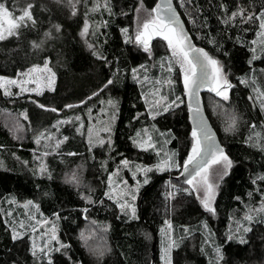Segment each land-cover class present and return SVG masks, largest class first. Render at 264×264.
Here are the masks:
<instances>
[{
  "label": "trees",
  "instance_id": "1",
  "mask_svg": "<svg viewBox=\"0 0 264 264\" xmlns=\"http://www.w3.org/2000/svg\"><path fill=\"white\" fill-rule=\"evenodd\" d=\"M10 1L12 0H0L6 3ZM87 1L78 0L77 10L73 14L55 0H31L36 25L21 28L18 36H8L0 41V75L15 76L18 71L33 64H41L47 58L56 74L54 88L45 90L40 95H24L10 100H5L0 91V112L4 109L13 112L25 110L31 126H46L55 117L80 110L108 93L117 103L112 133L113 146L111 150L93 147L95 155L89 159V152L85 151L81 137L66 141L64 150L73 149L75 156H64L63 161L66 164L74 158L83 161L96 184L92 194L94 203H86L79 194L81 191L61 178L62 163L54 164L57 156H52L49 174L39 175L23 167L20 161L30 158L31 140L18 143L0 121V152L6 153L8 163L7 166L0 167V264H39L29 251L30 241L27 235L16 241L11 238V230L1 210L10 197L16 201H34L45 216L54 217L53 213L58 214L59 240L70 245V248L50 254L55 264H72V261H79L80 264H155L161 238L159 229L165 220L170 223L171 238L178 245L171 249L172 264H264V220L255 218L250 223V231L244 234L243 243L237 238L227 239L230 230L235 228V223L243 218L250 207L261 201V194L264 193V182H252L257 175L264 174V151L251 141L245 143L248 131L252 129L250 125H257L261 116L259 109L251 101L249 86L241 84L238 79L244 75H252L258 78L264 89V50L256 55L258 59L250 66L248 60L252 52L249 50V42L257 20L241 23L237 17L230 25L222 24L219 20L225 15V11L220 8L221 4L226 6L229 15L236 10L237 5L256 14L264 6V0H192L196 5V17L201 28L199 38L177 0H173L194 42L222 61L228 69L233 85L231 98L242 110L246 125L238 133L223 137L211 117L205 97L208 92L215 93L208 88L203 90L206 115L225 153L233 161L228 175L219 183L213 201L215 213L207 212L192 192L178 190L171 197L165 196L163 185L168 175L160 172L152 173L148 183L141 187L138 212L136 218L132 219L121 213L102 193L107 173L121 159L145 161L150 156L147 151L136 148L129 139L140 126L147 123L146 106L141 98L143 90L130 71L144 59V54L123 42L119 33V28L124 24L121 8H129L131 13L133 2L107 0L111 15L108 14L107 25L101 28L102 32L92 41L93 48L101 52L105 59L94 56L93 48L87 45L86 36L80 34ZM155 1L148 0L149 5L152 7ZM55 24L61 26L60 31L55 30ZM45 31H49L51 35L45 38ZM237 37H240L241 43L236 42ZM41 39L43 43L40 47H33V42L39 44ZM209 39L215 43L210 44ZM113 73L116 75L113 76ZM110 78L114 83L107 84ZM180 85L181 81L177 85L181 91ZM94 92L95 96L92 95ZM28 97L35 101L28 100ZM80 101L83 103L74 104ZM39 104L46 108L39 107ZM66 104L73 107L64 108ZM51 108L58 111L52 112ZM137 113L140 115L133 119ZM163 122L172 125L177 136L182 135V144H179V137L176 136L172 138L170 146L179 152V161H183L189 149L187 135L191 130L186 104H183L181 112L174 119H165ZM14 152L17 158L10 156ZM85 208L87 212L82 211ZM87 219L109 226L106 234L110 250L99 259L87 252L78 235ZM185 227L188 232H185ZM215 246L221 248L222 259L218 262L213 258ZM65 251L67 255L64 254ZM44 264H47V260Z\"/></svg>",
  "mask_w": 264,
  "mask_h": 264
},
{
  "label": "snow or ice",
  "instance_id": "2",
  "mask_svg": "<svg viewBox=\"0 0 264 264\" xmlns=\"http://www.w3.org/2000/svg\"><path fill=\"white\" fill-rule=\"evenodd\" d=\"M68 4L71 7L73 14L76 12V7L73 4L72 0H68ZM183 6V4L181 5ZM34 5L32 3H27L25 7L19 9V15H13V12L10 11L5 3L0 2V41L5 40L8 36H18L19 29L27 28L29 25L35 26L36 19L32 13ZM100 5L93 0V5L89 9V11H95ZM104 10L108 11L111 15L110 5L107 3L103 5ZM220 8L225 11V15L220 17V23L225 25H230L235 22L237 17L240 18L241 23L250 20H259V30L256 32V37L259 39H253L250 41V51L252 52V56L248 60V64L251 66L253 61L258 59L256 56V45L259 44L261 49L264 50V6H261L258 13L254 14L251 11H247L244 7L237 5L236 10L232 11L231 14H227L226 6L224 4L220 5ZM134 11L136 16L134 17L133 23L135 24L134 35L135 42L137 45L142 46L144 52L148 53L151 56V48L150 41L153 37H162L164 41L167 42V48L170 53L168 57L162 58L168 61L167 71L169 73L172 72L173 65L179 66L180 75L182 77L183 82V96L188 97V116L189 120L192 122V128L189 133L191 138V147L187 151V155L183 160V171L181 172V176L185 177L184 183L189 185V188L183 189L184 191H192L196 192L197 199L200 201L202 207L210 213H215V208L213 207V201L215 200L216 190L219 186V182L224 178V176L228 175V170L232 167L233 161L229 158V156L225 153L224 149L220 147V145L216 142L215 136L211 131L209 125L206 120L202 116L201 105L199 102V90L201 88H208L211 92L215 93L217 96L222 97L224 100H228V91L233 87L230 80L227 78V74L223 71V65L218 61L215 57L210 55L205 49L196 47L192 44L191 39L187 35L183 25L180 22L179 16L176 12V9L173 7L172 0H156V3L151 8H148L144 4V0H139V2L135 5ZM143 11L144 15L140 16V13ZM122 15H127V13H121ZM87 15V13H86ZM194 22V21H193ZM106 21H101L97 27L106 26ZM56 31H60L61 26L59 24H55L53 26ZM88 20L86 19L84 22V27L81 29V36H84L88 31ZM247 31V29H245ZM121 34L124 36V40L126 43L131 42V37L128 35L129 28L122 27L120 28ZM51 33L49 31H45L43 36L49 37ZM210 44L215 43L214 40L209 39ZM237 43H241L240 37L236 38ZM43 43V39H41L40 43L37 44L33 42V47L39 48ZM89 48H93L92 44H88ZM92 54L99 59H105L101 52L96 49H93ZM227 55V53H225ZM163 67V65H162ZM145 68V65H138L137 67H133L131 72L133 74V79L136 80L137 83L140 81L137 79V69ZM146 70V69H145ZM42 71L47 75L43 76V79L46 80V86L49 90H53V86L55 83L56 74L52 71L50 67H48L47 58L44 61L43 68L39 65H32L31 68L27 69L24 73L17 72V77L21 75L28 76L29 79H14L7 76H0V89H4L5 96L13 95L6 85L11 86L15 85L20 89V92L15 93L19 95L22 92H36L39 94L43 90V86L41 83V77H33L32 74ZM264 71V70H262ZM116 73H113L115 76ZM147 79V77H145ZM239 82L241 84H247L249 81L255 83L254 77L252 76H241L238 77ZM114 83L113 79H109L107 84ZM166 83L174 84V80H167ZM29 84H35V87H28ZM254 91L260 93V96H264V92H261L259 88H254ZM93 96L96 95L94 92ZM141 98H144V94H141ZM251 98V97H250ZM161 99H165L161 97ZM182 104L184 101L180 96H176L175 100L167 102L162 105L163 111H169L170 107H178L179 104ZM83 103V101H80ZM109 105L116 108V102L113 100L108 101ZM41 108H46L45 105L39 104ZM73 105L66 104L65 108H72ZM146 107L148 109V116L152 119H155L156 115L160 114L159 108L161 107L160 101H156V105L148 104L146 101ZM261 111L264 112V102L260 104ZM50 111L57 112L56 108H51ZM89 113H91V109H88ZM103 111V109H102ZM20 116L27 119V116L24 112L19 114ZM140 113H137L133 119H136ZM72 118L69 117L68 120ZM75 119L77 121L80 120L79 116H76ZM115 120V114L113 113L111 121L102 128L97 130H93L91 126L88 128L89 132V152L92 151L93 147L99 146L101 148H107L109 150L112 149L113 142L110 136L111 133V122ZM62 122L67 121H57L55 126L60 125ZM19 124L17 122L15 128H10V132H14L19 129ZM155 128V125L152 126ZM237 127V117L233 116L231 121L225 127V132L234 131ZM250 128H255V125H250ZM77 131H80V128H77ZM101 133H107L109 135L102 136ZM168 133H171V130H168ZM161 135H165L161 133ZM259 135V134H256ZM137 137H140V131L137 130ZM14 138H19L15 137ZM53 139V134L48 132L47 130L39 131L35 134L34 140L37 144H40L42 140L51 141ZM67 139V137H64ZM132 141L133 145L137 148H141L144 150H148L154 147L152 142V136L147 134V129L144 130V137L141 139H134L133 137H129ZM251 140V137H246L245 143H248ZM167 142V140H165ZM61 143V140H55V146L58 147ZM49 146V145H46ZM256 147H259L261 151H264V144L257 143ZM55 150V147H53ZM48 153H44L43 155H47ZM69 155H74V153H69ZM164 159H160L154 165H137L136 171L132 172V176L135 179L137 172L140 174H146L153 169L157 172H161L167 169L181 168L179 162L175 160L176 153L172 152L171 154L165 152ZM120 165L125 168L129 167V161L125 159L120 160ZM103 167V164H102ZM47 171L46 165L41 162L40 167L36 170V173L43 174ZM119 172V167L114 170V172L107 173L108 176V184L109 190L104 192V196L109 199L114 200L116 203V207L120 210L121 213L129 216V219L136 218V208L132 203L129 202L125 197H130L131 201L136 200V195L129 191V186L126 180H121L120 183L124 185V188L120 190L118 193L119 199H117V195L111 194L110 190L113 185V175ZM66 181L70 183H74L77 187H79V180L76 177V173L73 172L71 177H66ZM257 181L264 182V174L257 175L255 179L252 181L255 184ZM139 181L134 187L135 191L139 190ZM143 183H148V178L145 175V179ZM168 183V182H166ZM174 187V186H173ZM202 193V195H201ZM81 198L86 203H94L91 195V190L88 194L84 192L79 193ZM169 196L172 195L171 192L168 193ZM251 196V193H249ZM236 199H240L236 197ZM123 201V202H121ZM12 202H15L14 200ZM102 202V201H101ZM26 205L33 204L32 201H25ZM37 207L36 205H33ZM82 211L87 212V209H83ZM254 212L264 213V193L261 194V204L256 209H249L248 212L245 213L242 220H238L236 222V234H228L227 239L232 240L234 238L240 239L243 243L244 240L242 236L239 235L240 230L242 229L244 233L250 231V228L245 226L243 221H247L251 223L254 220ZM10 216L11 213H8ZM53 216L56 219H59L57 213H53ZM119 218V217H117ZM264 219V217H262ZM48 223V221L44 219H40L36 222V225H43ZM95 223V221H93ZM165 224H169L167 220L164 222ZM36 225L30 226V231L35 233L37 230ZM205 228L207 227L204 225ZM109 226H103V230L107 231ZM20 229L25 228V224L23 221L19 224ZM169 228L171 225L169 224ZM57 226L53 223L51 228V235H48L47 232L41 233V236H44L42 242L40 244L36 243V240L29 236L28 239L31 241V247L29 248L30 253L32 254L34 260L38 261L39 264H44V261L47 260V264H55L52 256L50 255L53 252H61L62 250H66L70 248V245L62 243L57 235H56ZM185 232H188V228L185 227ZM164 232V229H161ZM24 235V231H17V227H11V238L13 241L18 240L20 237ZM167 235V247L161 248V260L164 264H172L171 260V249L177 247L176 241L172 240L170 234ZM81 239L85 242L87 246L86 238L83 236V232L81 233ZM51 242H55L52 244ZM56 245H59L58 247ZM93 256H96L98 259L104 255V252L107 251V248H91L89 249ZM201 251H204V247H201ZM213 252L215 257L217 258V262L222 259L221 248L219 246H215L213 248ZM67 255V252H64ZM71 260V258L69 257ZM72 264H80L79 261H72Z\"/></svg>",
  "mask_w": 264,
  "mask_h": 264
},
{
  "label": "rangeland",
  "instance_id": "3",
  "mask_svg": "<svg viewBox=\"0 0 264 264\" xmlns=\"http://www.w3.org/2000/svg\"><path fill=\"white\" fill-rule=\"evenodd\" d=\"M55 1L59 5L66 6L68 10L72 11L71 7L68 4V0H55ZM131 1L133 2V5L131 6V9H130L131 13L129 12V8H125V7L121 8V12L127 13V15H123L124 24H122L120 28L122 27L129 28L128 35L131 37V42H129V44L133 46L135 50L141 51V53L144 54V59L133 67H137L138 65H145L144 69L142 68L137 69V79L140 81L138 84L143 90V94H144L143 99L145 102V106H146V101L148 104H152L155 106L156 101L158 100L160 101V105H161V107L159 108L160 114L156 115L155 119H152L148 116L147 114L148 109L146 107L147 123L140 126L137 129L140 131V137L136 136L137 130L133 136L134 139H141L144 137V130L147 129V134L152 136V142L154 144V147L148 150H144L141 148H138V149L142 151H147L150 155L149 158L146 159L145 161H138L135 158L128 160L131 171H129V168H125L124 166L120 165V163L117 164V166L111 171V172H114V170H116L119 167V172L113 175V185H112V189L110 190V193L117 195V199H119L118 193L120 192L121 189L124 188V185L121 184L120 181L126 180L129 186V191H131L133 194L136 195V200L131 201L130 197H127V196L125 197V199H128L129 202L134 205V207L136 208V215H137L139 199L141 196V187L145 184L143 183L145 179V175L149 179L152 173H160V172H157L155 169H153L152 171L146 174H140L139 172H137L136 178L134 179L132 176V172L136 171V166L137 165H142V166L143 165H154L160 159L166 158L164 155L165 152L169 154H171L172 152H175L176 153L175 160L180 163L181 167L183 165V161L181 160L179 161V158H178L179 152H177L176 149L170 146V142L172 138L177 136L175 132L176 130L171 128L172 125L171 126L166 125L163 121L165 119H174L181 112L182 106L185 103V101H184L182 88H181V91L178 90L177 88V85H179L180 81L182 80V77L179 71V66L173 65L172 72L169 73L167 71L168 61L166 59H162L170 55L168 48H167V42L164 41L162 37H153L152 40L150 41L151 56H149L148 53L144 52L142 46H139L136 44L135 35H134L135 24L133 23V20H134V17L136 16L134 8H135V5L139 2V0H131ZM72 2L75 5L76 10H77L78 0H72ZM87 2L88 3L85 4L86 8H85L84 14H85V20L86 19L88 20L89 27H88V31L86 32L84 36H86L87 38L86 39L87 45L88 44L94 45L92 41L98 36V34H100V32H102L101 28L105 27V26L97 27V25L100 24L101 21H107V16L109 12L104 10L103 8V5L105 4L106 0H95V2L100 5V7H98L95 11H89V9L93 5V0H88ZM3 3H5L6 7L10 11L13 12V15H19V9L22 7H25L27 3H31V0H12L10 1V3H6V2H3ZM177 3L179 7L181 8V10L183 11V13L185 14V16L187 17L189 25L191 26V28H193L194 33L197 35L198 38L201 37V33H200L201 28L199 26V22L196 17L197 15L196 5L193 4L192 0H177ZM144 4L146 7L151 8V5H149L148 0H144ZM182 4L183 6H181ZM143 15L144 13L142 11L140 13V16H143ZM256 22L257 24L253 26L254 34H253L252 40L259 39L256 37V32L259 30V20H257ZM83 27H84V24H83ZM120 28H119V33L121 34ZM121 37H122L123 42H125L124 36L122 34H121ZM255 47H256L255 54L258 55L260 51L262 50L261 46L257 44ZM216 59L218 60V58ZM220 63L223 65V71L227 74V78L231 80L228 69L226 68V66L224 65L222 61H220ZM33 65H39L41 66V69H42L44 62L41 64H33ZM31 67L32 65L26 68L25 70L20 71V73H24L27 69ZM48 67H50L49 64H48ZM45 75L47 74L42 73V71H37L32 74L33 77H41L42 86L46 84V80L43 79V76ZM0 76H4V75H0ZM248 76H252V75H248ZM7 77L14 78V79H21V80L29 79L28 76H24V75L17 77V74L15 76H7ZM145 77H147V79H145ZM169 79L174 80L175 83L174 84L166 83V81ZM257 79H258L257 77H254L255 83H252L251 81H249L247 85L249 86V89H250L251 101L254 104V106L259 109V115L261 116L260 117L261 120L259 121L257 125H255V128H252L251 130L248 131V137H251L250 141L255 144L257 143L264 144V112H262L260 108V104L264 102V96H260V93L253 90L254 88H259L261 92H264V89L260 85ZM35 86H36L35 84L28 85V87H35ZM6 87L10 89L13 95L5 96L4 89H0L5 100H10L11 98H16V97H20L24 95H30V96L40 95L45 90H49L46 86H43V90L39 94H37L36 92H22L19 95H16L15 93L20 92V89L17 86L6 85ZM231 90L232 88L229 89L228 91V96H229L228 100H224L222 97L217 96L216 94H211L209 92L205 96L206 101H207V106L211 113V117L213 118L216 126L220 130L223 137L229 136L232 133H238L240 129L242 128V126L246 125V118L242 110H240L236 106V104L233 101V98H231ZM176 96H180L184 102L182 104H179V102H177L179 104L178 107H170L169 111L164 112L162 105L172 100H175ZM161 97H164L165 99H161ZM110 99L116 102V99L107 93L104 97L99 98L96 101H93L92 103L88 104L87 106H84L80 110H74L67 114L55 117L51 121V123L47 124L46 126L40 125V124L31 126L25 110L13 112L12 110L10 111V110L4 109L0 112V121L8 129L12 138L18 143H23L27 140H31L32 147L30 149V156H29L30 158L28 160L23 159V161H20V164H22L23 167L28 168L36 173V170L40 167L41 162H43L47 168V171L43 174H49L52 168V164H51L52 156H57V158L54 159V164L55 162L58 164L62 163L61 164L62 168L60 172L61 178L65 182H67L66 177H71L72 173L75 172L76 177L80 182L79 187H77L74 183H70V182H67V183L71 184L75 189L77 188L81 192H84L85 194H88L89 191L91 190V195H92L93 192L95 191L96 184L94 183L93 176L90 175L87 164H85L83 161H81L78 158L76 159L72 158L74 161L72 160L70 163L66 164L63 161V157L64 156L74 157L75 155H69V153H75V151L73 149L65 151L64 146L66 144V141L68 140L70 141L71 138L74 140L76 137H81L84 142L85 151L89 152L88 150L89 149V143H88L89 126H91L93 130L95 131L99 128L106 126L108 122L111 121L113 113L115 114V118H116L117 108L113 109V107L109 105L108 101ZM116 107H117V103H116ZM88 109L92 110L91 113H89ZM21 112H24L26 114L27 119L19 115ZM76 116L80 117L79 121L75 119ZM233 116L237 117V127L234 131L225 132L224 129L225 127H227V125L229 124ZM69 117H71L72 119L68 120ZM58 120L67 121V122H62L60 125L55 126ZM17 122L20 126L19 129L14 132H10L9 129L15 128ZM114 122L115 120L111 122V133H110L111 139H112ZM153 125H155V128L152 127ZM78 127L80 128L79 132L77 131ZM169 129L171 130L170 134L168 133ZM42 130H47L48 132H51L53 134V139L51 141L42 140L40 144H37L34 140V136L36 133ZM161 133H164L165 135L162 136ZM189 133L190 132H188L187 140L189 142V148H190L191 138L189 136ZM256 134H259V135H256ZM101 135L107 136L109 134L101 133ZM14 136L19 137V138H14ZM64 137H67V139H64ZM177 137H179V144H182L183 142L182 135L178 134ZM56 139L61 140V143L59 144L58 147L55 146ZM165 140H167V142H165ZM46 145H49V146H46ZM53 147H55V150H53ZM96 147L98 148L99 146H96ZM100 149L102 148L99 147L98 150ZM103 149H107V148H103ZM44 153H48V154L43 155ZM5 154H6L5 152H0V167H5L8 164L6 161L7 156ZM89 155H90L89 159L92 158L91 157L92 155H95L93 149L91 152H89ZM10 156H12L13 158H17L15 152L10 154ZM180 170L181 168L179 169L172 168V169L161 171L168 175L163 185V192L165 196L171 197L178 190L189 188V185L185 184L184 182L181 183L175 179V176L180 173ZM43 174H39V175H43ZM137 181L140 182L139 190L135 191L133 186L137 184ZM106 190H109L108 176L106 178L105 188L102 194L104 198L109 199L108 197L104 196V192ZM169 192L172 193L171 196L168 195ZM187 192H192L195 198L197 199L196 192L192 191L191 189H189V191ZM13 200L15 202H12ZM25 201H31V200L16 201L13 197H10L6 201V205H4L3 208L1 207L2 208L1 210L4 216L6 217V221L8 222L10 230L12 226H15L17 227V231H24L23 236H26V235L28 237L31 236L36 240L37 244H40L42 240L46 238L44 236H41V233L47 232L48 235H51L50 230L52 228L53 223H55L57 226L56 235L58 237L57 219H55L54 217H48V216L43 215L39 211V208L34 201H32L33 204H30V205H26ZM109 201H112L113 204L116 206V203L114 202V200L109 199ZM197 201L200 203L198 199ZM260 204H261V201L257 203L255 206L250 207L249 209H256L260 206ZM33 205H36L37 207H34ZM249 209L247 210V212L249 211ZM8 213H11V215L9 216ZM253 215H254V219L257 218L258 220L264 217V213H259V212H254ZM40 219H44L48 221V223L43 224V225H36V222ZM21 221L24 222L25 228L28 229L27 231L19 228V224ZM93 221H95V223H93ZM243 223L247 227L250 226V223L247 221H243ZM169 224L163 223L160 226L159 231L161 234V238H160V243H159L158 250H157V261H155V264H164V262L161 260V255H162L161 248L167 247L168 240H167L166 234H170ZM32 225H36L37 227V230L35 233H32L30 231V226ZM103 226H105V224L100 223L99 221H96L94 219H87V221L84 223V225L78 232L80 239H81V233L83 232V236L86 238L87 246L85 245V242L82 239L81 241L84 244L87 252L95 259H98V258L96 256H93L91 252L89 251V249L97 248V247L103 249L106 247L107 251L110 250L109 242L107 239V234H106V231L103 230ZM234 227L235 228L230 230L231 233L232 232L236 233V227H237L236 223ZM161 229H164V232H162ZM244 234L245 233L241 229L239 235L242 236V238H244ZM51 243L55 244V242H51ZM56 246L58 247L59 245H56ZM30 247H31V241H30ZM107 251L104 252V255ZM170 255H171V252H170ZM213 258L214 260L216 259L217 261V258L215 257V255L213 256Z\"/></svg>",
  "mask_w": 264,
  "mask_h": 264
},
{
  "label": "water",
  "instance_id": "4",
  "mask_svg": "<svg viewBox=\"0 0 264 264\" xmlns=\"http://www.w3.org/2000/svg\"><path fill=\"white\" fill-rule=\"evenodd\" d=\"M155 3H156V1H155ZM155 3H154V4H155ZM172 4H173V7L176 9L173 0H172ZM153 6H154V5H153ZM176 12H177V14H178V16H179L180 22H181V24L183 25V27H184V29H185L187 35H188L189 38L191 39L192 44H194L196 47H200V48L205 49L204 47L199 46V45H197V44L194 42V40L192 39L191 34L189 33L188 29L186 28V25H185V23H184V21H183L181 15H180V13L178 12L177 9H176ZM205 50H206V49H205ZM206 51H207V50H206ZM207 52H208V51H207ZM208 53H209V52H208ZM209 54H210V53H209ZM181 87H182V90H183V82H182V80H181ZM205 89H206V88H201V89L199 90V94H198V95H199V102H200L201 110H202V116L204 117V119L206 120L207 124L209 125L211 131L213 132V134H214V136H215V139H216V142L220 145V147L223 148L222 144H221L220 141H219V138H218V136H217V133L215 132L214 128L212 127V125H211V123H210V121H209V119H208V117H207V115H206L205 109H204L203 98H202V91L205 90ZM27 99H28V100H33V101H35V99H33L32 97H28ZM184 101H185V104H186L187 119H188V122H189V124H190V127L192 128V122L189 120V116H188V107H187V105H188V97L184 96ZM74 104H75V105H79V104H81V103L78 102V103H74ZM64 108H65V107H64ZM223 149H224V148H223ZM182 171H183V166H182V168H181V170H180V173H179L178 175L175 176V179H176L177 181L181 182V183H183L184 180H185V177L181 176V172H182ZM152 256H154V248H153V247H152Z\"/></svg>",
  "mask_w": 264,
  "mask_h": 264
}]
</instances>
